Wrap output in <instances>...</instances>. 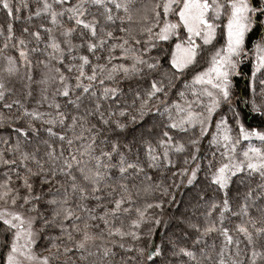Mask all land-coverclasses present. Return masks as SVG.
Returning <instances> with one entry per match:
<instances>
[{
	"label": "snow or ice",
	"instance_id": "6c2138e0",
	"mask_svg": "<svg viewBox=\"0 0 264 264\" xmlns=\"http://www.w3.org/2000/svg\"><path fill=\"white\" fill-rule=\"evenodd\" d=\"M0 11V264H264V0Z\"/></svg>",
	"mask_w": 264,
	"mask_h": 264
},
{
	"label": "trees",
	"instance_id": "16d2710c",
	"mask_svg": "<svg viewBox=\"0 0 264 264\" xmlns=\"http://www.w3.org/2000/svg\"><path fill=\"white\" fill-rule=\"evenodd\" d=\"M23 15V14H22ZM4 19V12L0 11V20ZM254 38V37H253ZM250 64L245 63V65L242 66L241 71L245 73V75L235 77V96L234 100H238V110L240 112V118L242 123H244L245 127L251 128V127H257L260 130H264V117H261L258 113L252 112L251 105L249 104L248 107H245V104L243 100H239L238 98L243 97L244 99L250 98L249 90L246 87V77L247 75H250ZM259 99H257V103H259ZM245 141L242 142V147H244ZM257 144L259 142L257 141ZM205 148H207V144L204 145ZM174 170V169H173ZM161 179L164 180L165 183H169L167 176L161 177ZM158 195V194H157ZM171 231V230H170ZM163 235V231L158 230L156 233V236L154 237L155 241L158 243L160 241V237Z\"/></svg>",
	"mask_w": 264,
	"mask_h": 264
},
{
	"label": "rangeland",
	"instance_id": "374dc122",
	"mask_svg": "<svg viewBox=\"0 0 264 264\" xmlns=\"http://www.w3.org/2000/svg\"><path fill=\"white\" fill-rule=\"evenodd\" d=\"M246 143H244V147H246V145H247V141H245ZM254 144H257V141L255 140V139H253V141H252ZM258 145V144H257Z\"/></svg>",
	"mask_w": 264,
	"mask_h": 264
}]
</instances>
